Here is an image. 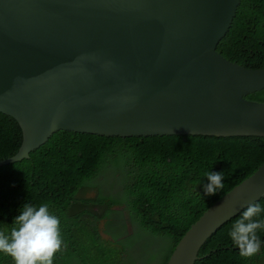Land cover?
Listing matches in <instances>:
<instances>
[{
    "label": "water",
    "instance_id": "95a60500",
    "mask_svg": "<svg viewBox=\"0 0 264 264\" xmlns=\"http://www.w3.org/2000/svg\"><path fill=\"white\" fill-rule=\"evenodd\" d=\"M242 0H0V112L31 160L60 131L102 137L264 136V70L219 53ZM264 199V164L194 223L167 264Z\"/></svg>",
    "mask_w": 264,
    "mask_h": 264
},
{
    "label": "trees",
    "instance_id": "16d2710c",
    "mask_svg": "<svg viewBox=\"0 0 264 264\" xmlns=\"http://www.w3.org/2000/svg\"><path fill=\"white\" fill-rule=\"evenodd\" d=\"M219 53L245 69L264 70V0L241 1ZM247 100L264 104V91ZM23 145L20 122L0 112V162L15 157ZM263 164L264 136L108 138L60 131L31 160L0 170V195L14 190L26 197L29 191L59 212L67 230L53 264H167L192 225ZM209 171L225 175L215 195L204 191ZM257 203L264 208V199ZM73 209L82 212L69 225ZM241 214L208 241L195 264L263 263L264 229L257 232L261 250L251 258L241 257L231 240ZM0 264L14 261L0 253Z\"/></svg>",
    "mask_w": 264,
    "mask_h": 264
},
{
    "label": "clouds",
    "instance_id": "9594fccd",
    "mask_svg": "<svg viewBox=\"0 0 264 264\" xmlns=\"http://www.w3.org/2000/svg\"><path fill=\"white\" fill-rule=\"evenodd\" d=\"M205 175L209 181L204 186L207 195H215L223 189V172L209 171ZM33 200L36 199L0 197V218L14 225L9 234L0 231V253L11 257L14 264H53L55 254L63 245L62 232L67 227L55 207L38 205ZM262 213L261 204L253 203L233 222L229 235L241 257L251 258L261 250L262 242L257 232L264 229V219L259 218ZM75 217L68 221L69 225L74 223ZM100 225L101 222L99 231L103 236Z\"/></svg>",
    "mask_w": 264,
    "mask_h": 264
},
{
    "label": "crops",
    "instance_id": "0c3cea01",
    "mask_svg": "<svg viewBox=\"0 0 264 264\" xmlns=\"http://www.w3.org/2000/svg\"><path fill=\"white\" fill-rule=\"evenodd\" d=\"M10 196H14V197H22L19 193H17L16 191L12 190L10 191L9 193L7 194H4V195H0V197H10ZM30 198L31 195L29 194V191H27V195L26 197H22V198ZM37 201V202H36ZM38 201H41L42 203H39ZM33 202H35V204H38V205H43V204H47L48 206H51L50 204H48V202L46 201V199L43 197L41 199H36V200H33ZM81 209H78V210H71L70 212V216L72 218H74L77 214L81 213ZM13 222H5L4 221V224H5V230L3 232H5L6 234H9L10 233V230L12 227H14V225H12Z\"/></svg>",
    "mask_w": 264,
    "mask_h": 264
},
{
    "label": "rangeland",
    "instance_id": "374dc122",
    "mask_svg": "<svg viewBox=\"0 0 264 264\" xmlns=\"http://www.w3.org/2000/svg\"><path fill=\"white\" fill-rule=\"evenodd\" d=\"M94 194H95V192L94 193L88 192L89 196H91V195L94 196ZM123 214H124V217L126 219L127 229L129 231V233H131L132 232V224L129 221V214L127 213V211L125 209H123ZM100 229H101L102 232H104V222L101 223ZM103 238H106V237L103 235ZM262 264H264V261H263Z\"/></svg>",
    "mask_w": 264,
    "mask_h": 264
}]
</instances>
